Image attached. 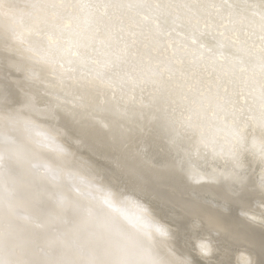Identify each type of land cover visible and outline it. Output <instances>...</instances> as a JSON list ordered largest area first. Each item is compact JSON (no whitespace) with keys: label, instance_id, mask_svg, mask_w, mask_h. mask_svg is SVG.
I'll list each match as a JSON object with an SVG mask.
<instances>
[{"label":"bare ground","instance_id":"bare-ground-1","mask_svg":"<svg viewBox=\"0 0 264 264\" xmlns=\"http://www.w3.org/2000/svg\"><path fill=\"white\" fill-rule=\"evenodd\" d=\"M262 143L264 0H0V261L264 264Z\"/></svg>","mask_w":264,"mask_h":264},{"label":"snow or ice","instance_id":"snow-or-ice-1","mask_svg":"<svg viewBox=\"0 0 264 264\" xmlns=\"http://www.w3.org/2000/svg\"><path fill=\"white\" fill-rule=\"evenodd\" d=\"M37 79H38V77L35 73H30V74L26 73V75H25V80H27V81L31 82V81H36ZM4 99H7L6 95H5ZM28 99H29V101H31L32 97L29 96ZM254 156H255L256 162L261 165V173L259 176V181H258L257 187H258V190L260 192L261 197L264 198V143H262L259 146V149L256 153H254ZM81 165L91 168V162L87 161V160H82ZM41 167H43L44 170L46 172H48L49 174L54 173V170L48 168L47 166L42 165ZM173 167L176 169H182L183 168V161L180 159L174 161ZM233 168H234V171L231 173L230 179L232 180L234 185L238 186V190L235 191L233 193V195H235L238 198H240L241 200H243L245 197L252 195V193L249 192V190H248V184L251 182L250 181L251 173L245 172L243 175L240 174L239 170L243 168V163H242V160H241L239 154H236L234 157ZM157 231L159 232L161 230L158 228ZM162 234L166 235V233H162ZM201 251H202L204 256L210 257L212 255V251H213L211 244L210 243L202 244L201 245ZM0 264H7V262L0 261ZM153 264H164V262L163 261H154Z\"/></svg>","mask_w":264,"mask_h":264}]
</instances>
